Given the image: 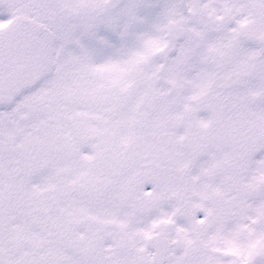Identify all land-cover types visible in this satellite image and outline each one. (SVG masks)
<instances>
[{"label":"snow or ice","instance_id":"6c2138e0","mask_svg":"<svg viewBox=\"0 0 264 264\" xmlns=\"http://www.w3.org/2000/svg\"><path fill=\"white\" fill-rule=\"evenodd\" d=\"M0 264H264V0H0Z\"/></svg>","mask_w":264,"mask_h":264}]
</instances>
